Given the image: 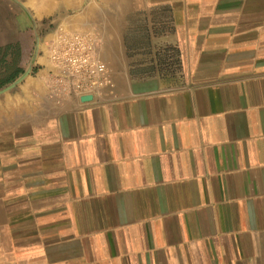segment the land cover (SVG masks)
Segmentation results:
<instances>
[{
	"label": "crops",
	"instance_id": "crops-1",
	"mask_svg": "<svg viewBox=\"0 0 264 264\" xmlns=\"http://www.w3.org/2000/svg\"><path fill=\"white\" fill-rule=\"evenodd\" d=\"M74 1L90 102L0 0V264H264V0Z\"/></svg>",
	"mask_w": 264,
	"mask_h": 264
},
{
	"label": "built area",
	"instance_id": "built-area-1",
	"mask_svg": "<svg viewBox=\"0 0 264 264\" xmlns=\"http://www.w3.org/2000/svg\"><path fill=\"white\" fill-rule=\"evenodd\" d=\"M99 37L92 32L59 30L49 46L52 66L51 96L57 101L68 97L98 96L113 90L106 64L98 56Z\"/></svg>",
	"mask_w": 264,
	"mask_h": 264
},
{
	"label": "rangeland",
	"instance_id": "rangeland-1",
	"mask_svg": "<svg viewBox=\"0 0 264 264\" xmlns=\"http://www.w3.org/2000/svg\"><path fill=\"white\" fill-rule=\"evenodd\" d=\"M17 1L21 2L20 0ZM21 3L27 8L34 21V23L28 22L27 30L29 47H31L28 57L30 64L34 53H36L35 59L38 56L41 59V53L49 56V46L54 38L55 28L59 24L68 27L70 13L75 9L73 5H77V3L74 0H25ZM12 12L13 20L18 21L17 17L14 16L16 13L14 8Z\"/></svg>",
	"mask_w": 264,
	"mask_h": 264
},
{
	"label": "water",
	"instance_id": "water-1",
	"mask_svg": "<svg viewBox=\"0 0 264 264\" xmlns=\"http://www.w3.org/2000/svg\"><path fill=\"white\" fill-rule=\"evenodd\" d=\"M15 1L16 3H18L20 6H22L17 0H13ZM38 40V39H37ZM31 71V67L28 68V71L26 72L25 75H27L29 72ZM18 83V81L16 82ZM16 83L12 84L9 88L13 87ZM9 88H6L4 90H2L1 92L5 91V90H8ZM92 100V97L91 96H84V97H81V101L82 102H90Z\"/></svg>",
	"mask_w": 264,
	"mask_h": 264
},
{
	"label": "bare ground",
	"instance_id": "bare-ground-1",
	"mask_svg": "<svg viewBox=\"0 0 264 264\" xmlns=\"http://www.w3.org/2000/svg\"><path fill=\"white\" fill-rule=\"evenodd\" d=\"M6 126V125H5ZM1 128V127H0Z\"/></svg>",
	"mask_w": 264,
	"mask_h": 264
}]
</instances>
